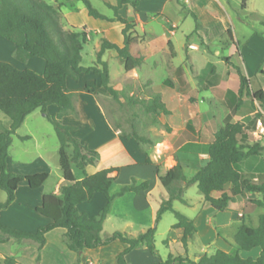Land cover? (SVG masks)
<instances>
[{
  "label": "rangeland",
  "instance_id": "374dc122",
  "mask_svg": "<svg viewBox=\"0 0 264 264\" xmlns=\"http://www.w3.org/2000/svg\"><path fill=\"white\" fill-rule=\"evenodd\" d=\"M47 1L74 7L73 10L65 9L66 12L70 11L69 17L65 16L62 8V24L66 29L74 25L78 30H85L88 33L89 41L83 50V65L93 64L103 37L120 46L124 45L121 23L90 16L85 4L80 0ZM90 1L101 13L110 18L115 16L114 9L107 1L115 4L116 0ZM141 8L144 25H138L135 33L143 36V39L135 43L131 50L136 53L152 51V54L148 55L150 61L141 69L129 72L125 70L124 63L115 50H106L103 59L109 65L113 78L110 82L118 90L119 96L114 98L101 86L95 97L107 111L115 127L128 133L135 129L138 133L153 139V144L143 143V148L148 153H155L153 159L160 169V166L169 167L173 163V154L183 156L182 153L174 151L176 147L173 149V142L179 135L184 138L183 141L196 138L187 134L188 127L198 130L199 140L210 142L219 127L227 121H235L234 108L226 98V91L227 89L237 91L239 88L236 66L250 78L252 89L264 88V0H143ZM121 14L134 16V7L129 4ZM198 23L200 25L197 28ZM229 28L235 41L239 42L238 50L227 34ZM167 30L172 34L176 31L173 51L168 42L163 44L161 40L162 34ZM147 33L153 38L152 45L149 43L151 40L143 42ZM14 58L16 59L15 55ZM19 63L21 66H27L24 65L27 61ZM178 66L182 68L181 77L175 73ZM183 72L185 76H182ZM166 79L171 80L173 85L164 82ZM154 95H159L160 100L170 109L169 114L148 110L147 104ZM250 98L246 96V100ZM80 103L85 113L94 112L97 108L96 100L91 95L81 94ZM253 106L261 116L252 114L242 118L246 125L245 131L251 139L257 135L262 137L264 134V131L261 132L258 128L259 119L264 126V102L255 100ZM57 111L56 105L48 106L50 114H55ZM189 121L190 125H188ZM62 122L67 124L65 118H62ZM9 124L10 118L0 110V130L8 127ZM102 127L105 129L103 125ZM91 129L90 125H85L78 134L87 137ZM100 130L102 131V128ZM23 135L32 136L23 140L20 138ZM95 139L100 138L97 135ZM59 146L54 125L40 108L29 114L13 135L9 161L12 167L14 165L20 171L19 174L38 170L37 163L24 164V162L31 163L38 156L43 157L50 170L48 179L38 189H31L27 181L23 180L17 189L15 203L9 210H5L4 215L12 213L16 217L9 222L20 226L18 230L35 232L37 225L42 221V216L36 211V207L42 204V194L51 192L56 187L59 176L62 175ZM202 157L204 161L207 160L204 158L205 155ZM193 173V169L185 168L187 176ZM125 178L126 172H123L118 178L114 191L119 190ZM167 196L166 189L161 185L152 193L150 201L154 208V218L157 206ZM184 196L189 203L176 200L174 208L194 219L198 227V232L190 239L187 249L181 241V230L173 229L177 221L175 214L167 211L157 225L155 235L157 255L147 249L136 248L126 256L129 264H155L160 259H167L169 254L187 256L196 260L205 253L212 255L218 248L231 249L230 245L235 244L238 226L244 220L238 217V206L231 204L225 212H218L217 219L212 222V227L215 229L208 231L207 225L202 223L200 213L208 211L205 205L209 208L211 206L205 201L198 185L196 183L188 185L184 190ZM6 199L7 193L0 189V202ZM105 203L104 195L98 193L92 200L81 204L80 210L90 216H96ZM121 206L127 208L132 204L126 199L123 204H119V207ZM261 212H264V209L257 208L252 218L246 217L245 221L251 226H256ZM152 213L150 205L141 213L128 212V210L124 213L110 211L104 221L101 235L103 238L110 236L117 230L118 224L125 230L140 228L150 220ZM130 217L138 219V222L135 224L130 221ZM228 219L230 225L218 226L220 220ZM223 239L228 240L229 243L227 244ZM37 247L38 243L34 240L18 241L12 237L9 241L0 243V264L5 256L20 257L27 264H72L77 260L80 264H118L117 257L124 250L125 244L120 240H114L106 245L77 253L67 247L65 236L56 230L49 234L48 243L43 249V259L42 250L39 251Z\"/></svg>",
  "mask_w": 264,
  "mask_h": 264
},
{
  "label": "trees",
  "instance_id": "16d2710c",
  "mask_svg": "<svg viewBox=\"0 0 264 264\" xmlns=\"http://www.w3.org/2000/svg\"><path fill=\"white\" fill-rule=\"evenodd\" d=\"M80 1L85 4L90 16L124 24L122 29L124 45L120 46L103 37L96 63L90 66L82 65L84 46L89 41L88 33L85 30H78L74 25L64 28L63 3H52L47 0H0V36L15 44L16 59L26 61L32 57H40L46 62L44 71L37 72L30 68L21 69L10 62L0 60V110L10 118L9 126L0 130V189L7 193V199L0 202V210L14 201L18 186L23 180L27 181L31 189H38L49 177L47 171L22 175L7 170V158L13 135L26 117L38 108L54 125L60 142L58 152L62 174L69 182L63 185L60 195L55 192L44 193L41 206L36 207V211L48 219V224L40 226L35 232H29L0 222V242L5 243L12 237L18 241L31 239L38 243L37 248L41 251L46 244L47 233L56 227H63L66 229L64 236L68 248L77 253L106 245L117 239L122 241L125 248L118 255L117 263L128 264L126 255L136 248L147 249L157 255L155 239L157 225L163 213L167 211L175 214L177 221L173 227L182 228L181 241L187 249L190 239L197 232V227L192 218L174 208V201L187 203L184 190L190 184L196 183L204 199L216 210L224 211L234 200L235 195L244 194L246 190L260 194L259 197L249 199L248 203L264 209V175L255 180L253 177H246L242 172V162L250 156L264 154V144L260 141H249L245 133L246 125L241 121L243 116L251 113L257 117L261 116V113L255 111L253 101L264 102V89H252L250 78L236 66L239 88L237 92L233 89L226 91V98L234 108L235 121H227L219 127L214 133V139L209 143H185L178 149L182 154L190 152L188 161L196 168V172L187 177L182 162L174 154L177 163L164 174L158 173V179L167 190L168 196L158 206L154 224L136 236L115 230L110 236L102 237L103 224L114 200L127 192L138 193L147 189L149 181L138 182L136 177H132L130 183L122 185L117 192L112 193L111 189L120 167L103 168L93 174L86 172L88 165L96 164L98 152L73 135V126L62 122V118L66 115L79 114L75 93L69 89L67 80L77 78L79 73L98 74L100 86L114 98H118L119 92L110 82L109 66L103 55L106 50H115L127 71L133 70L143 62L144 56L131 50L139 41V36L135 33V23L119 12L125 4L138 8L143 0H116L115 4L107 1L115 11V16L111 18L95 8L90 0ZM199 25L200 23L197 24V28ZM227 34L238 50L239 42L234 40L230 28L227 29ZM170 48L173 51L171 43ZM230 63L232 64L231 61ZM85 88L94 92L97 89V81L88 79ZM246 96L251 98L246 100ZM49 105H56L57 113L50 114ZM147 108L154 113H170L159 95L152 97ZM190 124L189 121L188 125ZM123 132L126 137H133L142 145L153 144L150 136L140 134L135 129L130 133ZM20 138L27 140L30 136L23 135ZM199 153L208 154V159L205 161L200 159ZM147 162L152 163V160L148 157ZM73 167L83 170L85 175L76 179ZM96 193L103 194L106 203L98 215L90 216L80 210L79 205L90 201ZM214 193L219 195L215 196ZM255 247L262 249L259 256L241 255V251ZM176 262L264 264V212L259 214L256 226H251L245 221L239 225L232 251L218 248L212 255L205 253L196 260L187 256L169 254L167 259H160L155 264ZM16 263L14 257L5 256L2 264ZM72 264H80V262L77 260Z\"/></svg>",
  "mask_w": 264,
  "mask_h": 264
},
{
  "label": "crops",
  "instance_id": "0c3cea01",
  "mask_svg": "<svg viewBox=\"0 0 264 264\" xmlns=\"http://www.w3.org/2000/svg\"><path fill=\"white\" fill-rule=\"evenodd\" d=\"M128 5L129 4H125L119 10V12L121 13V11L124 8H127ZM62 8H63L64 14L66 17L70 16V11L66 12L65 9L66 8H69L71 10L74 9V7L70 8L69 6L65 5L64 3H63ZM134 10H135L134 16H130V17L124 16V15L123 16L128 18L129 20L134 21L135 31H136V28L138 25H140V26L144 25V21H143L142 15H141V11H142L141 3L138 6V8H134ZM167 21H169V20H167ZM122 25L124 27V24H122ZM175 33H176V31H173V34L168 33V30H167V32L163 33L161 36V40L163 41V44H164V42H168L169 45L171 43L173 46V50H175V41L173 39ZM136 34H137V32H136ZM137 35L139 36V41L143 39V36H141L139 34H137ZM152 39L153 38L151 37V34L147 33L146 38L143 42H147V41L151 40V42H149V43L152 45L153 44ZM15 50H16V46L13 42H11V41L0 36V60L1 61L10 62V63L14 64L15 66H17L18 68H21V69L30 68V69H33L37 72H43L44 71L46 62L43 58H40V57L29 58L28 60H26L27 64H24L27 66H21V64L19 63L20 61L18 62V60L16 61V59L14 58ZM98 50H97V52H98ZM97 52H96V59L93 60V64L96 63ZM139 53H141L144 56V60L141 64H139L133 70H130V71H134L135 69H141L142 66H145V64H147L150 61V58L148 55L152 54V51H148V53L142 51ZM26 61H25V63H26ZM109 72H110V79L113 81L110 69H109ZM175 73H176V75L178 74V77H181V75H180V74H182L181 66H178L176 68ZM184 74L185 73L183 72L182 76H185ZM237 75H238V73H237ZM237 78H238V76H237ZM88 79L97 81V89L94 92H90V91L86 90V88H85L86 81ZM167 80H169V79L164 80V82H166L167 84L172 86L173 85L172 81L169 80L170 82H168ZM67 85H68L69 89L75 93L76 103H77L79 114L78 115L70 114V115L64 116L63 118L66 119L68 125H71L74 127V129L72 130V133L77 135L76 137H78L82 142L86 143L90 148H93V149L97 150V152H98L96 164L88 165L86 167V172L88 174H93V173H95L98 170H101L103 168L120 167V171L118 172L117 177H116L114 184L112 186V189H111L112 193H115L118 191V190L114 191V187L116 186V184L118 182L119 176L123 172H126V178L123 180V182H121L120 187L124 184L130 183L132 177H136L138 182L143 181V180L149 181V186L147 189L142 190L138 193L137 192H127L126 194L117 197L114 200V202L111 206V209H110V211H117L118 213H124L127 210H128V212L129 211L130 212L135 211L136 213H138V211H139V213H141L148 205H150L151 210H153L152 217H150V220L146 221L143 224V226H140V228L134 227L133 230H125L120 224H118V226L116 228L117 230H122L123 232H126L128 234L136 236V235H138V233H140L141 231L145 230L147 227L154 224V221H155V218L153 215L154 214V208H153V204L150 201V197H151L152 193L156 189H158L159 186L161 185V183L158 179V173L164 174L171 166H173L174 164L177 163V160L174 158V156H172V162L173 163L169 167H165L163 165V166H160V169H158L157 165L155 164L154 159H153V156L154 157L156 156L154 152H150L148 154L140 142H138L133 137H129V138L126 137L121 128L115 127L112 124L107 111L103 108V106L100 104L98 99L95 97V94L101 88L100 76L98 74L79 73L77 78H68ZM106 91L107 90L105 89V92ZM235 92H237V91H235ZM81 94L86 95V96L91 95L92 97L95 98L97 108L95 109L94 112H90V113L84 112V110L82 109L81 103H80V95ZM252 114H254V113L245 115L242 118L249 116V115H252ZM242 118H241V121H242ZM85 125H90L92 127L91 133L87 137L80 136V134H78L79 131L84 129ZM102 125L105 127V129L102 127ZM101 128H102V131L100 130ZM187 129L189 130L187 134H189V135L191 134V136H193V137L196 136V138L193 140L183 141L184 138L181 137V135H179L175 139V141L173 142V149H175V147H176V149L174 150L175 152L176 151L178 152V149L182 145H184L185 143H199V144L209 143L208 141H201L197 138L198 137V130L195 131L190 127H188ZM245 133H246V137L249 141L255 140V141H260L262 144H264V134L261 137L260 135H257L258 133H256L257 137H255L254 139H251L247 135L246 131H245ZM97 135L100 138L99 140L95 139ZM29 136H32V135H29ZM260 138H262V139H260ZM181 141H183V142H181ZM179 142H181L180 145H178ZM202 155H205L206 157H204V158L208 159V154L199 153L200 159H203ZM189 156H190V152L187 151L186 153H183V156H177V157L182 162L183 167H184V171H185L186 167H189V168L193 169L194 173H195L196 168L193 167L191 162L188 161ZM148 157L152 160V163L147 162ZM43 160H44L43 157L38 156L35 160H32L31 163L24 162V164H26V165H28V164L31 165L33 163H37L39 165V168H38V170H35L34 172H24V173L21 172V174L28 175V174H33V173H37V172L47 171L50 175L49 165ZM102 160H104V161H102ZM7 169L10 172L20 173V171L17 170L16 166H14V165H13V167L11 166L10 161H9V155L7 158ZM73 172H74V176L76 179H80L85 175V172L83 170L79 169L78 167H73ZM242 172L246 177H248V178L253 177L255 180H257V178L259 176L264 175V154H257V155L250 156V157L246 158L242 162ZM187 177H190V176H187ZM68 183L69 182L64 179L63 174H62L61 176H59V180H58L56 187L51 192H55L56 194L60 195L63 185L68 184ZM18 188H19V186H18ZM96 194H98V193H96ZM96 194H94L93 198H95ZM214 195L218 196L219 193H214ZM259 196H260V194H258L256 192H250V191L246 190L244 192V194L235 195L234 200L229 205L234 204V205L238 206V208H239L238 209V217L244 219L243 221H245L246 217H249L251 219L252 214L257 210V208H260V207L254 206L252 203H248V200L251 198L259 197ZM42 197H43V194H42ZM16 199H17V191H16L15 200L7 208L0 210V222L6 224L8 226H11L15 229H20V226H16V224H11L9 222V221H11V219L16 218L12 213H7V215H4L5 210H9L10 207L15 203ZM126 199H128L131 202L132 206H129L127 208H125L123 206L119 207V204L120 205L123 204V201ZM164 199L165 198H163V200ZM185 199L187 200V203H185V204H188L189 200L186 197H185ZM83 203H85V202H83ZM83 203H81V204H83ZM160 203H159V205H160ZM80 205H79V208H80ZM204 207L208 211L204 212V213H200L202 223L207 225L208 231L212 230V229L214 230L215 228L212 227V222L214 219H217V216L219 214L218 212H221V213L225 212V210L227 208H229V206L224 211L216 210L212 206H211V208H209L208 205H205ZM157 208H158V206H157ZM245 209H247L249 211H246ZM110 211H109V213H110ZM109 213H108V215H109ZM155 216H156V214H155ZM41 219H42V221H40V223L37 225L36 229H38L40 226H44V225L48 224V222H49L48 219H46L43 216L41 217ZM21 220L23 221V218H21ZM129 220L132 222H135V224L138 222V219L133 218V217H130ZM194 223H195V220H194ZM230 224H231V222L229 221V219L228 220H222V221L220 220L218 226L219 227H226ZM195 225H196V223H195ZM196 227H197V225H196ZM173 229H179V230H181V233L183 234L182 228H174L173 227ZM56 230H59L62 233V235H64L66 232V229L63 227H56V228L50 230L46 235L47 241H46L45 246L48 243L49 234H51L52 232H55ZM197 232H198V227H197ZM224 241L227 244L229 243L228 240H226V239ZM45 246L43 247V249L45 248ZM230 247H231V249H229V250L224 249V250L232 251L234 244H231ZM258 248H259V250H257ZM43 249H42V259H43ZM221 249H223V248H221ZM261 250H262L261 247H255L251 250L241 251V255L244 257H249V256L257 257L261 253ZM4 258H3V260H4ZM14 258L17 260L16 264H27V263H24L22 261V258H20V257L19 258L14 257ZM42 259H41V261H42ZM127 262L129 264L128 257H127Z\"/></svg>",
  "mask_w": 264,
  "mask_h": 264
},
{
  "label": "built area",
  "instance_id": "2783aa9c",
  "mask_svg": "<svg viewBox=\"0 0 264 264\" xmlns=\"http://www.w3.org/2000/svg\"><path fill=\"white\" fill-rule=\"evenodd\" d=\"M258 128L261 129V132L264 131V126H263V122L259 119V125H258Z\"/></svg>",
  "mask_w": 264,
  "mask_h": 264
}]
</instances>
